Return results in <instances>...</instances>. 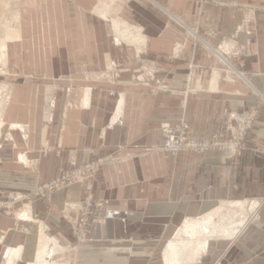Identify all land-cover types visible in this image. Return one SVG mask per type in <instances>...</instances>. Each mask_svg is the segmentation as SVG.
<instances>
[{
  "label": "crops",
  "instance_id": "1",
  "mask_svg": "<svg viewBox=\"0 0 264 264\" xmlns=\"http://www.w3.org/2000/svg\"><path fill=\"white\" fill-rule=\"evenodd\" d=\"M99 1L37 0L47 15L17 11L18 36L5 42L0 79L10 73L14 80L0 93V264L35 260L40 230L56 241L41 264H166L164 249L182 224L223 201L251 199L254 215L264 213V4L117 0L101 15ZM114 16L141 28L143 49L117 41ZM145 59L161 68L166 90L132 82ZM40 70L70 78L18 76ZM251 108L253 134L237 159L217 151L171 155L159 147L164 121H185L194 136L206 137L228 112ZM98 156L109 159L96 177L71 181L64 195L25 201L36 184ZM19 194L22 200H14ZM89 194L99 209L87 241L77 245L70 229ZM7 203L15 206L11 214L1 209ZM259 222L211 238L199 261L183 264H264ZM11 246L21 254L8 263Z\"/></svg>",
  "mask_w": 264,
  "mask_h": 264
},
{
  "label": "bare ground",
  "instance_id": "2",
  "mask_svg": "<svg viewBox=\"0 0 264 264\" xmlns=\"http://www.w3.org/2000/svg\"><path fill=\"white\" fill-rule=\"evenodd\" d=\"M2 1H4V0H2ZM16 1L17 0H7L4 3V6L6 8H8V7L10 8L11 6L17 8V2ZM111 1L112 0H109V1L108 0H100L98 2V7L96 8V10L101 11L100 14L103 15L104 14L103 12H107L106 8H108L110 6L109 2H111ZM4 6L1 5V7H4ZM8 9H6V10H8ZM9 10H11V8ZM109 12H107V13H109ZM11 14H12V12H11ZM170 15H171V17L176 18L172 14H170ZM12 17H13L12 20H14L15 23L13 21H11V22L14 23V25L16 24V27H18V22H19L20 17L17 14V11L15 12V14ZM111 19H112V32H113V34H114V36L118 42H124L126 44H133L136 46V49H138V50L143 49L146 46L147 41H146L144 35L142 34L140 27H138L137 25H130L129 23H127L125 20H123L119 16H114ZM2 20H0V21L2 22ZM4 21H5L4 23L6 24V20H4ZM9 21L10 20H8L7 23H9ZM177 21H179V20L177 19ZM6 25L8 26L10 24H6ZM6 31H7L6 29H4V31L2 30L3 34H6L4 37L5 40L11 39L14 36L15 37L18 36V29L17 28H16V31L12 34L10 33V27H9V33H7ZM194 33L195 32L192 31L193 35H194ZM196 39H198V37H196ZM5 40H3V41L0 40L1 57H2V55H5V52L7 50ZM21 41H22V39H21ZM16 43H18V42H16ZM21 46H22V44H21ZM177 48L178 47H176V49ZM220 49L226 50V45L225 46L222 45L220 47ZM213 50L221 52V50H217V49H213ZM220 59L222 61L226 62V59L224 57H222V58L220 57ZM10 60H9V62H10ZM17 62H19V61H17ZM2 106H1V110L3 109ZM1 112L2 111H0V117H1ZM15 125H13V126L15 127ZM0 126H1V123H0ZM21 126H23V125H20L19 127H21ZM228 203L229 202H227V201H223L222 203L217 205L216 208L218 209V213H216V214H213L212 210H211L210 212H207V214L202 215V217H200V218L196 219V217H195L194 220H188L184 225L182 224V226L179 228V230H177V233H175L176 234L175 237L173 236L174 238L171 241H169V244L164 249V254H163L164 258H165L164 263L166 262V264H183V263H186L188 261H195V262L199 261V259L203 255V253L206 252V250L208 249V242L211 238L218 237V236H220L219 234L223 235V234L234 233L233 231L235 229H237L240 225H243L245 223L244 218H246L243 215L236 221L231 220L229 228H227L225 226H221V224L218 225L217 222H214L215 221L214 216L215 215L217 216V214H223L222 211L225 210L226 205ZM228 208H229L228 212H231V213L236 212L238 210V208H240V210H243V211L247 210V207L245 206L243 201H237V202H231L230 201V206ZM244 209H246V210H244ZM219 212H221V213H219ZM227 216H231V214L227 215ZM24 217H29V214H25ZM184 221H186V219ZM230 229H231V231H230ZM2 235H3V233L0 232V241L2 239ZM37 239H38V243L35 246L36 250L33 254L35 256V260L31 259V261H30L31 263H29V264H40L39 260H38V258H39L38 251L44 250L45 254H48V252L51 251V248L53 247V245L56 243L55 239L49 233H46L45 231H42V230H40ZM20 251L21 250L17 249L16 247H12V246L9 247L8 259L10 261L8 263H11V259H13L14 257H16V256L18 257V255L21 254ZM23 253H24V251H23ZM31 254L32 253H30V255Z\"/></svg>",
  "mask_w": 264,
  "mask_h": 264
},
{
  "label": "built area",
  "instance_id": "3",
  "mask_svg": "<svg viewBox=\"0 0 264 264\" xmlns=\"http://www.w3.org/2000/svg\"><path fill=\"white\" fill-rule=\"evenodd\" d=\"M145 70V67H142ZM152 79V78H150ZM143 78L141 79V81ZM150 81V80H149ZM145 85H153L149 82L142 81ZM160 90H166L167 86L164 85L160 79L155 81ZM228 116V122L225 127L221 126L215 132L206 137H197L191 133L190 128L188 127L185 121H180L178 123H170L164 121L159 126V131L161 135V142L159 147L164 151L170 153L171 155H176L182 151H192L197 153H203L207 151H217L220 154H224V157L229 161H232L236 154H240L246 147V139L250 133H252L251 127L257 118L256 108H251L247 111L245 115H242L238 112H231ZM229 130H232V134ZM231 133V135H230ZM230 146L233 147L232 152L227 154ZM227 154V155H226ZM109 157H95L94 159L83 162L74 166L73 168L62 171V176L56 177L49 181L50 186L58 185L63 183L65 180H68L67 177H70L72 174L73 179H82L83 172L86 169L89 172V175L96 177V174L99 170L101 163L108 160ZM49 185H43L42 187H47ZM37 195L31 192L27 198L30 199L32 196ZM23 195H16L14 200H20ZM10 204V203H7ZM98 202H95V199L92 198V194H89L83 203L79 205V215L74 220V232L79 237V242L87 239V233L90 228L91 217L95 216V213H98ZM8 209L10 205L7 206ZM257 215H254V217ZM260 220V215L257 216V222ZM264 226V225H263Z\"/></svg>",
  "mask_w": 264,
  "mask_h": 264
},
{
  "label": "rangeland",
  "instance_id": "4",
  "mask_svg": "<svg viewBox=\"0 0 264 264\" xmlns=\"http://www.w3.org/2000/svg\"><path fill=\"white\" fill-rule=\"evenodd\" d=\"M2 0H0V20H2V22L0 21V40L1 41H3V40H5L4 39V37H5V35L6 34H3V32H2V30L4 31V29H6L7 31V33H9V27H10V33L12 34V33H14L15 31H16V24L14 25V20H12L13 19V15L15 14V12L16 11H18L21 15H26V16H29V17H40V16H46L47 15V13H45V10H41L42 9V7H40L39 6V4L37 3V0H33V6H28V7H26V3L24 2L25 0H21V2H20V5L18 6V8H16V7H10L11 8V10H9L8 8H6L5 6H4V3L7 1V0H4V1H2ZM109 1V0H108ZM115 1L116 0H112V2L113 3H115ZM206 1H210V2H213V3H225V2H229V3H232V4H235V3H238V0H206ZM261 2H262V4H264V0H260ZM27 2H29V0H27ZM1 5H3L4 7H1ZM6 9H8V10H6ZM16 9V10H15ZM110 8H106V10H109ZM11 12H12V14H11ZM14 13V14H13ZM31 15V16H30ZM4 20H6V24H10V25H6L4 22ZM8 20H10L9 21V23H7L8 22ZM177 20V19H176ZM11 21H13L14 23H12ZM12 23V24H11ZM14 25V26H13ZM37 26V25H36ZM40 28H41V26H40ZM187 30L192 34V31H194L195 32V30H193V29H190V28H187ZM198 36V39H196V37L195 36ZM194 35L192 34V36L195 38V40L196 41H198V42H203L204 44H205V41H204V39H206V38H204L203 37V35H200L199 33L197 34L196 32L194 33ZM13 38V37H12ZM11 38V39H12ZM192 38V37H191ZM204 38V39H203ZM7 40H5V42H6ZM210 45V44H209ZM225 46V45H224ZM207 47H209L208 45H207ZM211 48H214V47H212V46H210V48L209 49H211ZM214 49H216V48H214ZM212 50V49H211ZM1 53V52H0ZM4 56L5 55H2V57H1V54H0V74H2V72H4L3 70H4V67H3V58H4ZM221 60V59H220ZM222 61V60H221ZM222 62H224V61H222ZM225 63V62H224ZM143 65L141 66V68H139V70H138V72H136V73H134V75H133V78L131 79L132 80V82L133 83H136V84H139V85H145V84H143V82L142 81H144V82H149V83H152L153 85H151V86H153L155 89H159L158 87H156L157 86V84L155 83V81L157 80V79H160V77L158 76V73L160 72V70H161V68L157 65V63H155L152 59H145V62H143L142 63ZM225 64H227V63H225ZM142 67H145V70H144V68H142ZM106 68L104 67V65L102 66V70H105ZM46 72V71H45ZM44 71H25L24 73H20V74H18V76H21V78H23V79H25V80H37V81H41V82H44V81H50V82H56V81H58V80H64L65 78H67V79H69L70 77H69V75H67V74H65V73H57V74H55V75H50V74H46ZM88 72V71H87ZM85 73L84 74V78L85 79H89V77H90V74L89 73ZM10 73H7V76L5 77L6 78V80L3 78H1L0 79V93L2 94V91H3V88L1 87V85H2V83H7V82H5V81H10V80H14L10 75H9ZM12 75H13V73H11ZM3 75H4V73H3ZM6 75V74H5ZM14 75H16L17 76V74H14ZM143 78V80L141 81V79ZM150 78H152V79H150ZM150 80V81H149ZM3 98H4V93H3ZM0 100H1V96H0ZM3 100V99H2ZM1 102H0V111H1ZM231 112H236V111H230V112H228L227 113V122H228V116H230L229 114L231 113ZM247 113V112H246ZM246 113H244V114H242V115H245ZM226 122V123H227ZM226 123L223 125V127H225V125H226ZM253 126H254V123H253V125H252V127H251V130H252V133H250L249 135H252L253 134ZM232 134L234 133L232 130H229ZM231 133H230V135H231ZM248 138V137H247ZM247 140V139H246ZM245 149H247V148H244V150ZM232 150H233V147L232 146H230V148H229V151L227 150V154L228 153H230V152H232ZM243 150V151H244ZM243 151L240 153V154H236V156L235 157H233L234 159H237L242 153H243ZM115 152V151H114ZM226 153V152H225ZM225 153L223 154V156L225 155ZM226 154V155H227ZM224 158H226V157H224ZM109 159V158H108ZM111 159V158H110ZM105 162V161H104ZM103 162V163H104ZM102 164V163H101ZM73 168V167H72ZM100 168V167H99ZM62 171L61 172H59L55 177H53V178H51V179H49V180H47V181H44V182H41V183H39V184H36L32 189H31V191L33 192V194H37V195H34V196H32V198H34V199H44L49 193H51V192H54V191H57V192H60V193H65V189H66V187H67V185L71 182V181H75V180H78V179H73V177H72V174L70 173V177H67L68 178V180H65L63 183H59L57 186L56 185H54V186H50V184H49V181H51L52 179H55L57 176L58 177H60V176H62ZM83 174V178H85V177H87V178H94L92 175H89V172L85 169L84 170V172L82 173ZM43 185H49V186H47V187H42ZM64 195V194H63ZM23 198V197H22ZM22 198H21V200H22ZM29 200H31V199H27V197H26V200L25 201H29ZM243 202H244V204H245V206L247 207V210L246 209H244V210H246V211H243V210H240V208H238V210L236 211V212H234V213H231V212H228V210H229V206H230V201H227V202H229L227 205H226V208H225V211H223L224 213V215L223 214H217V216L215 217L214 216V222H217V224L219 225V224H221V226H228L229 224H230V221L231 220H238L242 215L244 216V217H246V218H244V224H246V223H248V222H251V223H253L254 221H256L257 220V216H255L254 217V210H253V208H251V207H253V200H251V199H245V200H242ZM246 201V202H245ZM231 202H237V201H231ZM256 203V202H255ZM8 205H10V207H9V209H8ZM80 205V204H79ZM248 205V206H247ZM15 208V206L13 205V204H3V205H1V209H2V211L4 212V213H6V214H11L12 213V210ZM251 208V209H250ZM22 210H24L23 211V213H29V208L27 207H23L22 208ZM243 213H241L240 211ZM254 211V212H253ZM212 213L213 214H216V213H218V209L215 207L213 210H212ZM219 213H221V212H219ZM229 213V214H228ZM231 214V216H227V215H230ZM95 215H97V213H95ZM221 215V216H220ZM224 218H223V217ZM233 216V217H232ZM202 217V216H201ZM221 217V218H220ZM77 218V217H76ZM93 219V217H91V219H89V220H92ZM247 221H246V220ZM260 220H261V222H259L261 225H264V213H262L261 215H260ZM221 221V222H220ZM258 221H259V218H258ZM73 224H74V222H72V227H71V229H70V231H71V233H72V235H73V237H74V240H75V242H76V244L77 245H83V244H85V242H79V237L77 236V234L74 232V226H73ZM243 224V225H244ZM90 226H91V223H90ZM241 226V225H240ZM240 226H239V228H240ZM89 231V230H88ZM54 235L55 236H57V234L56 233H54ZM219 235H222V234H219ZM84 241H87V239L86 240H84ZM169 243H167V245H168ZM38 254H39V258H38V260H39V263L41 262V259L42 258H44V254H45V251L44 250H39L38 251ZM41 264V263H40Z\"/></svg>",
  "mask_w": 264,
  "mask_h": 264
}]
</instances>
